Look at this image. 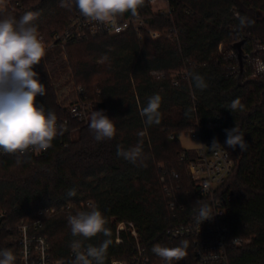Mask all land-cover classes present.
<instances>
[{
    "label": "trees",
    "instance_id": "trees-1",
    "mask_svg": "<svg viewBox=\"0 0 264 264\" xmlns=\"http://www.w3.org/2000/svg\"><path fill=\"white\" fill-rule=\"evenodd\" d=\"M2 2L1 9L17 19L29 11L37 14L33 23L48 44L80 13L74 5L61 7V0ZM170 6L169 13L155 14L144 0L137 10L152 20L160 37L127 32L65 45L57 41L34 68L46 88L37 103L55 113L58 134L40 155L25 154L20 163L17 156L0 159V211L11 222L21 223L36 220L45 207H56L59 212L43 218L40 229L56 257H66L75 241L86 249L109 240L104 264L129 259L136 240L124 229L116 241L121 221L134 224L150 254L156 244L175 245L166 230L188 221L201 204L211 207L210 197L188 169L194 154L178 138L181 132L196 131L202 140L221 143L234 162L217 197L226 200L230 235L249 242L230 245V264H264V74L253 78L241 67H228L233 62L228 53L238 34L264 44V0H170ZM236 13L254 23L240 26ZM224 43L228 48L220 51ZM193 75L201 76L207 87H196ZM79 87L84 90L80 98L92 103L89 118L92 111L103 110L113 120L112 139L97 141L90 119L85 123L71 116ZM156 94L161 96L160 123L147 125L141 110ZM237 98L244 107L231 112L229 105ZM235 126L245 134L246 152L225 144V130ZM141 141L142 156L136 163L117 155L118 147L127 150ZM73 189L76 195L68 196ZM89 200L91 207L86 205ZM68 204L75 214L98 208L110 235L74 237L63 211ZM13 237L8 230L1 232L0 249L11 250L18 264Z\"/></svg>",
    "mask_w": 264,
    "mask_h": 264
},
{
    "label": "clouds",
    "instance_id": "clouds-1",
    "mask_svg": "<svg viewBox=\"0 0 264 264\" xmlns=\"http://www.w3.org/2000/svg\"><path fill=\"white\" fill-rule=\"evenodd\" d=\"M143 4L144 0H61V7L71 9L74 5L84 18L101 24L114 23L126 12L135 15ZM36 18L37 14L29 11L17 19L0 9V153L16 155L17 163L29 150H47L58 134L55 113L46 112L43 105L37 103L38 96L46 95V88L34 68L46 55V48L33 23ZM237 19L242 27L254 23L239 15ZM255 67L258 72H264V62H257ZM192 79L196 87H207L201 76L193 75ZM160 104L159 94L148 99L147 106L141 110V116L146 118L145 124L160 123ZM243 107L237 98L230 103L228 110L234 112ZM89 119V129L97 141L110 140L115 136V124L103 110L92 111ZM225 132L228 148L234 150L239 146L242 152L248 150L245 134L237 126ZM138 135L142 137L144 133ZM218 145L219 142L214 139L212 148ZM117 155L136 163L142 156V141L127 150L118 147ZM67 194L71 197L76 192L73 189ZM214 215L209 206L201 204L195 219L200 225ZM68 224L74 237H83L85 240L101 233L110 235L109 229L105 227L106 219L96 207L70 215ZM109 244V240H104L99 246L88 245L86 250L79 251L81 242L75 241L72 247L78 251L73 264H104ZM188 246V241L183 240L176 247L156 244L152 251L167 264H171L173 260H182L187 255ZM15 259L11 250L0 249V264H14Z\"/></svg>",
    "mask_w": 264,
    "mask_h": 264
},
{
    "label": "built area",
    "instance_id": "built-area-1",
    "mask_svg": "<svg viewBox=\"0 0 264 264\" xmlns=\"http://www.w3.org/2000/svg\"><path fill=\"white\" fill-rule=\"evenodd\" d=\"M147 1L155 14H166L171 10L170 0ZM127 32L136 33L139 37L149 35L152 38H157L161 36L160 30L154 27L152 20L137 11L135 15L130 14L124 18L119 16L114 23L105 24L89 21L79 13L71 19L69 25L61 33L54 34V41L50 44L41 38L46 50H48L57 41L65 45L71 41L88 37L119 35ZM173 38L178 39L177 34H174ZM238 39L243 41L241 61H239L238 52L234 48L236 42H233L228 53L233 62L228 67L233 70L241 67L253 78L263 75L264 72H258L255 65L257 62H264V58L261 56L264 52V44L249 34H238L236 40ZM219 50H223L222 44H220ZM183 76L187 77V75ZM177 83L178 81H174V84ZM83 93V88L79 87L78 95ZM90 108L91 106L80 98L70 106V113L77 121L86 123L89 119ZM63 128H66V125H63ZM198 136L200 137L199 133ZM200 140L199 147L189 159L188 169L191 176L200 185L203 194L210 197V209L215 215L212 219L205 220L199 225L195 219L197 214H195L188 221L166 230V236L175 244L171 247L179 246L183 240H187L189 245L187 255L182 260H173L171 264H230V245L241 246L249 242V239L230 235L227 222L229 212L225 207L226 200L217 197V189L231 176L234 162L228 150L221 143L213 149V139L202 140L200 137ZM47 150L39 152L29 150L26 154L40 155ZM8 156L16 155L0 153V159ZM162 179L164 178L162 177ZM86 205L91 207L93 202L86 201ZM170 206L174 209L173 203H170ZM63 211L67 214V218L70 215H75L71 211L70 204L64 206ZM58 212L59 210L54 206L45 207L39 211V218L36 220L13 223L5 211H0V233L8 230L10 234H14L13 240L18 246V264H73L77 249L71 247L66 257H56L48 236L40 232L43 218L54 216ZM124 229H129L135 237L136 250L129 259L114 258L108 264H167L156 254H150L142 247L132 222L121 221L118 223L117 242H120V231ZM84 250L86 249H79V251Z\"/></svg>",
    "mask_w": 264,
    "mask_h": 264
},
{
    "label": "rangeland",
    "instance_id": "rangeland-1",
    "mask_svg": "<svg viewBox=\"0 0 264 264\" xmlns=\"http://www.w3.org/2000/svg\"><path fill=\"white\" fill-rule=\"evenodd\" d=\"M2 7H3V2H0V9ZM259 16L262 17L263 14L262 15L259 14ZM153 39H155V38H153ZM255 39H257V38H255ZM258 40H260V39H258ZM239 41H241V39L235 40L234 43L235 42H239ZM227 48H228V44H225V43L222 44V49L223 50L227 49ZM261 56H264V53ZM75 91H76V89H75ZM72 99L73 100H78V99H80V95H78L76 93V95ZM87 103H88L89 106H90V104L92 106V103L90 101H88ZM178 138H179L182 146L184 148L188 149L191 154L195 153V150L199 147L200 142H201L200 137L198 136V133L196 131H184V132H181V133L178 134Z\"/></svg>",
    "mask_w": 264,
    "mask_h": 264
},
{
    "label": "water",
    "instance_id": "water-1",
    "mask_svg": "<svg viewBox=\"0 0 264 264\" xmlns=\"http://www.w3.org/2000/svg\"><path fill=\"white\" fill-rule=\"evenodd\" d=\"M242 44H243V41H239L234 44V48L238 52L239 61H241V58H242V49H241Z\"/></svg>",
    "mask_w": 264,
    "mask_h": 264
}]
</instances>
